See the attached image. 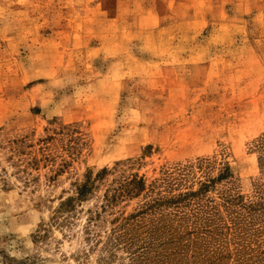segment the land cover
<instances>
[{
	"label": "rangeland",
	"instance_id": "374dc122",
	"mask_svg": "<svg viewBox=\"0 0 264 264\" xmlns=\"http://www.w3.org/2000/svg\"><path fill=\"white\" fill-rule=\"evenodd\" d=\"M0 264H264V0H0Z\"/></svg>",
	"mask_w": 264,
	"mask_h": 264
}]
</instances>
